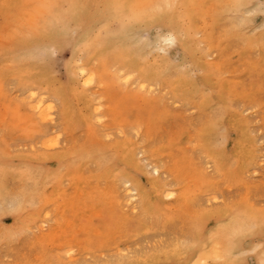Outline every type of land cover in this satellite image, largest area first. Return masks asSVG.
I'll list each match as a JSON object with an SVG mask.
<instances>
[{"label":"rangeland","instance_id":"374dc122","mask_svg":"<svg viewBox=\"0 0 264 264\" xmlns=\"http://www.w3.org/2000/svg\"><path fill=\"white\" fill-rule=\"evenodd\" d=\"M111 1L55 0L48 11L45 0H0V264H264L261 0H135L141 19L129 31L117 5L133 0ZM22 10L39 15V39ZM173 28L180 38L165 54L142 46L141 33L155 45ZM132 56L139 67L120 71ZM26 85L49 100L52 124L30 111ZM89 104L99 119L87 120ZM152 181L172 195L158 196ZM227 197L247 219L216 218ZM232 221L249 231L217 226Z\"/></svg>","mask_w":264,"mask_h":264},{"label":"bare ground","instance_id":"6f19581e","mask_svg":"<svg viewBox=\"0 0 264 264\" xmlns=\"http://www.w3.org/2000/svg\"><path fill=\"white\" fill-rule=\"evenodd\" d=\"M62 1V0H61ZM108 2L110 3V4H112V1L111 0H108ZM165 2V1H164ZM108 3V4H109ZM162 3V2H161ZM98 4H99V2H98ZM72 7V6H71ZM40 12H42V10L40 11ZM73 14V13H72ZM154 14H157V13H154ZM158 15V14H157ZM28 23H29V25L32 27V29L34 30V28H35V36L37 37V39H39L41 36H42V34H43V32H42V29H43V26H41L40 25V23H39V15H36V14H32V13H30L29 14V17H28ZM43 21H44V19H43ZM189 25V24H188ZM45 30V29H44ZM172 35L173 36V38L176 40V42L179 40V38H180V34H179V32H178V30L177 29H175V28H173V30H171V31H168L167 33H165V34H162L161 35V41L163 40V38L165 37V36H167V35ZM27 39V38H26ZM30 40V39H29ZM32 42V41H31ZM10 44V43H9ZM17 47V46H16ZM20 47V46H19ZM139 59L137 58V56L135 57V56H132V58H130V57H128V58H126V59H122V62H123V65H122V67L121 68H119V70L121 71V70H125V68H128V67H133V68H135V67H139V61H138ZM23 66V65H22ZM25 67V66H24ZM21 68V67H20ZM17 69H19V68H17ZM141 69H143V68H141ZM78 70H79V73L81 74V75H84V76H87V79L85 80V83H90V82H92V80L94 79V74L92 73V72H89V69L87 68V66H86V64L85 63H82L81 65H79L78 66ZM143 71H145L144 69H143ZM146 72V71H145ZM32 73V72H31ZM30 73V75H32ZM19 76H21V75H19ZM22 76H24V77H26V76H28V77H30L27 73H22ZM23 77V78H24ZM24 80H28L27 78L26 79H24ZM22 81V80H21ZM33 81H35V80H33ZM38 81H40V80H38ZM74 81V80H73ZM32 82V81H31ZM30 82V83H31ZM23 83V82H22ZM26 83H28V82H26ZM33 83V82H32ZM71 83V82H70ZM76 83V82H75ZM25 84V83H24ZM29 84V83H28ZM32 85V84H31ZM77 85V84H76ZM27 86V85H26ZM29 87H31L30 86V84L28 85ZM27 86V87H28ZM41 86V85H40ZM49 86V85H48ZM28 87V88H29ZM33 87H35V86H33ZM70 87V86H69ZM73 87V86H72ZM72 87H70V88H72ZM28 88H26L25 90H27ZM38 88V87H37ZM30 89V88H29ZM42 89V88H41ZM44 89V88H43ZM30 91H31V94H30V97L31 98H33V99H36V101H35V103H33V104H30V106H29V108L31 109L30 111H33V112H35L37 115H38V117L42 120V121H50V123H51V118L50 117H48V112H47V108H45V104H46V101H49V100H47L46 98H45V96H40V95H38L37 94V92H36V88H34V89H30ZM76 94V93H75ZM51 95V94H50ZM53 96H54V94H53ZM55 96H56V94H55ZM77 98V97H76ZM20 100V99H19ZM53 100V99H52ZM57 102V101H56ZM62 107V106H61ZM64 108V107H63ZM28 109V108H27ZM2 111H4V109L2 110ZM64 111V110H63ZM100 111H101V107L100 106H98V105H92V104H89L88 105V114H87V120H92V119H99L100 118ZM14 115H16V113H15V111H14ZM14 119L16 120V121H18L19 119L16 117V116H14ZM18 119V120H17ZM39 119V120H40ZM40 120V121H41ZM12 121H13V118H12ZM55 121H56V119H55ZM57 122V121H56ZM56 122H54V123H56ZM52 123H53V121H52ZM51 123V124H52ZM13 124H15V122L13 123ZM28 124V123H27ZM56 125V124H55ZM58 125V124H57ZM56 125V126H57ZM54 126V124L52 125V127ZM55 126V127H56ZM51 127V128H52ZM43 128V127H42ZM54 128V127H53ZM44 130H46V129H44ZM44 130H43V132H41V133H45L44 132ZM52 130H50V132H51ZM92 134H93V132H92ZM27 135V134H26ZM39 139V138H38ZM41 139H42V137H41ZM35 143H36V141H35ZM45 144V143H44ZM55 145H56V143L55 142H53V143H50V146H52V147H55ZM40 147H43V146H40ZM51 147V148H52ZM126 147V146H125ZM31 148V147H30ZM32 151H35V150H32ZM126 151L128 152V153H131L132 155H133V157L135 158L136 157V155H137V153H136V147H135V144L134 143H129L128 144V146L126 147ZM38 152H40V149H39V151ZM37 152V153H38ZM142 152H143V149H142ZM31 153V152H30ZM50 153H53V152H50ZM4 153H2V155H3ZM39 154V153H38ZM41 154V153H40ZM45 154V153H44ZM48 154V153H47ZM5 155V154H4ZM8 155V154H7ZM6 155V156H7ZM25 155H26V153H25ZM28 155V154H27ZM44 158H45V156H44ZM46 158H47V156H46ZM39 159V158H38ZM155 162V161H154ZM212 162V161H211ZM151 165V164H150ZM152 165H154L153 163H152ZM26 167V166H25ZM150 167V166H149ZM160 167V166H159ZM159 167L158 166H156L155 168H153V172H155L157 175H159L161 172H160V169H159ZM175 169V168H174ZM3 170V169H2ZM32 170V169H31ZM30 171V170H29ZM29 171H27V172H29ZM175 171V170H174ZM203 172H205V170H203ZM162 175H164L163 173H161ZM25 176L27 175V173L26 174H24ZM32 175V174H31ZM148 175H150V174H148ZM212 175V174H211ZM27 177V176H26ZM31 178H32V176H30ZM120 177V176H119ZM163 177V176H162ZM168 178V177H167ZM128 180V179H127ZM171 183V182H170ZM123 186H125L124 187V190H125V188L127 189V187L126 186H128V185H130V181H124L123 182ZM136 185V184H135ZM135 185H134V187H135ZM169 185V184H168ZM171 185V184H170ZM122 186V187H123ZM243 186V185H242ZM133 187V186H132ZM133 187V188H134ZM152 187H153V189H154V191H155V193L158 195V196H160V197H170L172 194L170 193V192H168V191H164V190H162L161 189V187L157 184V182H153L152 181ZM151 187V188H152ZM173 187V186H172ZM243 187H245V186H243ZM115 189L114 190H116L117 188L116 187H114ZM134 190V189H133ZM182 190V189H181ZM126 191V190H125ZM127 191H128V189H127ZM126 191V192H127ZM112 192V191H111ZM179 192V191H178ZM246 192V191H245ZM108 193V192H107ZM131 193H134V192H131ZM249 193V192H248ZM130 194V193H129ZM37 195L39 196V193L37 192ZM36 195V196H37ZM108 195H109V193H108ZM135 195V194H134ZM133 195V196H134ZM212 196H214L213 198H215V194L213 195H211V198H212ZM246 196V195H245ZM34 197V196H33ZM118 197V196H117ZM132 196H129L128 198L130 199ZM210 197V196H209ZM217 198H218V196H216ZM35 198V197H34ZM249 198V197H248ZM129 199H127V200H129ZM219 199V198H218ZM227 199H228V197H227ZM246 199V198H245ZM16 200V199H15ZM14 200V201H15ZM112 200H114L113 199V197H112ZM132 200V199H131ZM205 200H206V197H205ZM208 200L210 201H212V199H209L208 198ZM177 201H178V199H177ZM177 201H173V202H171V203H173V204H175ZM210 201V202H211ZM231 201H235V200H231ZM230 201V199H228V200H226V201H224V202H222V203H220V204H218V202H216L217 204H216V210H215V212H216V218H221V217H223V216H233V214L234 215H238V216H240V217H242V218H244L245 217V215H246V218L245 219H247L248 218V213H246L247 211H242V210H235L234 209V207H233V204H232V202ZM242 201V200H241ZM248 201L250 202V199H248ZM125 202V201H124ZM128 202V201H127ZM126 202V203H127ZM141 202V201H140ZM140 202H138L137 204H139ZM175 202V203H174ZM125 203V204H126ZM142 203V202H141ZM178 204H179V202H177ZM215 203V202H214ZM137 204H136V207H137ZM249 204H251V203H249ZM133 205H135V204H133ZM132 205V208L134 207ZM170 205V204H169ZM180 205H181V201H180ZM179 205V206H180ZM214 205V204H213ZM17 206V205H16ZM73 207H74V205H72ZM125 206H127V204L125 205ZM174 206V205H173ZM178 206V207H179ZM198 206V205H197ZM202 206V205H201ZM210 206H211V204H210ZM215 206V205H214ZM256 206V205H255ZM18 207V206H17ZM136 207H134L135 209H136ZM203 207V206H202ZM78 208V207H77ZM77 208H76V210H77ZM132 208H130V209H132ZM173 208V207H172ZM176 208V207H175ZM13 209H14V207H13ZM174 209V208H173ZM197 209L198 210H200L201 209V207L200 208H198L197 207ZM205 209H208V208H204V210ZM132 211V210H131ZM75 214H77V213H79V212H74ZM242 215V216H241ZM238 216H235L234 217V219H239V217ZM178 217V216H177ZM230 217V218H231ZM233 218H231V220H232ZM228 221H229V219H228ZM69 222H70V220H69ZM74 222H75V220H74ZM233 222V221H232ZM247 222V221H246ZM73 223V222H72ZM71 222L70 223H68V226H70L71 224H72ZM224 223V222H223ZM222 223V224H223ZM239 223V222H238ZM219 224V223H218ZM217 224V226H219V227H221V225H218ZM227 224V223H226ZM247 224H248V222H247ZM253 224V223H252ZM255 224V223H254ZM41 225H42V223H41ZM41 225H40V227H41ZM73 225H74V223H73ZM240 226L242 225V224H239ZM192 226V225H191ZM217 226H215V229H216V227ZM250 226V225H249ZM254 226V225H253ZM54 227H55V225H54ZM188 227V226H187ZM187 227H186V229H187ZM189 227H190V225H189ZM238 227V226H237ZM192 227H190V230H192L191 229ZM238 228H244L243 226L242 227H238ZM251 228V227H250ZM46 229V228H45ZM62 229V227H60V229L59 230H57V232L56 233H54L55 231L53 230V232H52V234H54V236L53 237H60V235H61V233H64V230H61ZM230 230H232V229H230ZM229 230V231H230ZM216 231H218L220 234H223L224 233V231H219V230H216ZM226 231V230H225ZM228 230H227V232H229ZM234 231V229L232 230V232ZM221 232H223V233H221ZM231 232V233H232ZM188 233V232H187ZM209 233H211L212 234V232H209ZM214 233V232H213ZM217 233V232H216ZM226 233V232H225ZM231 233H229L230 235H233V234H231ZM189 234V233H188ZM220 234H218L217 233V235H220ZM213 235V234H212ZM224 235H228V234H224ZM222 236L221 238L219 237V236H216V235H214L217 239H218V237L220 238V241H221V243L223 242V243H225L224 241L225 240H223L222 238H224V237H226V236ZM229 235V236H230ZM40 236V237H39ZM38 237H39V239L40 238H43V236L42 235H39ZM209 236V235H208ZM213 236V238L212 237H210V239H212L213 241H215V240H217V239H215V237ZM221 236V235H220ZM234 236V235H233ZM48 237V236H47ZM187 237V236H186ZM186 237H185V239H183V238H181L182 239V241L183 240H190V239H186ZM49 239L51 238V237H48ZM191 238V237H190ZM209 238V237H208ZM228 238V237H227ZM226 238V239H227ZM180 239V238H179ZM181 239H180V244H181ZM193 239V238H192ZM36 240H38V238H36ZM42 240H44V238L42 239ZM207 240V239H206ZM84 241V240H83ZM178 241V240H177ZM194 241V240H193ZM192 241V242H193ZM211 241V240H210ZM220 241H219V243H220ZM39 242H42L41 240L39 241ZM184 242V241H183ZM182 242V243H183ZM186 242V241H185ZM53 243V242H52ZM187 243V242H186ZM193 243H195V241L193 242ZM175 244V246H176V243H174ZM190 244H191V240H190ZM189 244V245H190ZM212 244V243H211ZM231 244V243H230ZM60 245V244H59ZM78 245H80V244H78ZM188 245V246H189ZM216 244H214V249H212L213 251L212 252H214V251H216L215 250V248L217 247V245L215 246ZM225 245V244H224ZM228 245V244H227ZM226 245V246H227ZM172 246H174V245H172ZM175 246L174 247H172V249H174L175 248ZM180 246V245H179ZM178 246V247H179ZM183 246V245H182ZM181 246V247H182ZM187 246V247H188ZM212 245H210V247H211ZM221 246H223V244L221 245ZM54 247V246H53ZM121 247V246H120ZM177 247V246H176ZM177 247V248H178ZM184 247V246H183ZM209 247V248H210ZM218 247H220V246H218ZM225 247V246H224ZM229 247V246H228ZM231 247V246H230ZM229 247V250L228 249H226L227 251H228V253H230V248ZM72 248H74V247H72ZM180 248V247H179ZM178 248V249H179ZM206 248V247H205ZM208 248V249H209ZM225 248H227V247H225ZM69 249H71L70 247H69ZM75 249V248H74ZM166 249V248H165ZM211 249H209V250H211ZM217 249V248H216ZM67 250V249H66ZM71 250H73V249H71ZM120 250V249H119ZM126 250H129V249H126ZM163 250H164V248H163ZM181 250V249H180ZM207 250V249H206ZM217 250H219V249H217ZM58 251V250H57ZM76 251V250H75ZM146 251V250H145ZM159 251V250H158ZM166 251V250H165ZM169 251H170V249H169ZM221 251V250H220ZM220 251H217L215 254L219 257V256H221V255H223L224 253V256L222 257L221 256V258H223L224 260H226V258H229V257H225V255H226V253H227V251H225L223 254H219V252ZM224 251V248L222 249V252ZM67 252H69V250L67 251ZM124 252V251H123ZM171 252V251H170ZM206 251H204V252H201V253H205ZM243 252V251H242ZM61 253V252H60ZM62 253H64V252H62ZM127 253V252H126ZM126 253H125V255H126ZM132 252H129L128 251V254H131ZM227 253V254H228ZM65 254H67V253H64V255ZM127 254V255H128ZM142 254V253H141ZM215 254H211V256H208V258H210V257H213ZM119 255H120V253H119ZM119 255H118V257H119ZM126 255V256H127ZM131 255H133V254H131ZM158 255V254H157ZM166 255V254H165ZM205 255V254H204ZM206 255H208V252H207V254ZM209 255H210V253H209ZM215 255V256H216ZM66 256H68V254L67 255H65V257ZM71 256V255H70ZM69 256V257H70ZM130 256V255H129ZM148 256V255H147ZM201 256V255H200ZM236 256V255H235ZM39 257H44V255L43 256H39ZM77 257V256H76ZM135 257V256H134ZM149 257V256H148ZM150 257H152V256H150ZM155 257H157L156 255H155ZM198 257V256H197ZM196 257V260L199 258H197ZM206 257V256H205ZM205 257H203V261L202 260H200V259H198V260H200V263H202V264H204L203 262L204 261H206V259L207 258H205ZM218 257L217 258H213L214 260L216 259V260H218ZM225 257V258H224ZM68 258V257H67ZM124 257H122V259H123ZM126 258V257H125ZM124 258V259H125ZM137 258V257H136ZM147 258V257H146ZM220 258V257H219ZM220 258V259H221ZM233 258V257H232ZM69 259V258H68ZM67 259V260H68ZM139 259V258H138ZM148 259V258H147ZM219 259V260H220ZM223 259H222V261H223ZM78 260V259H77ZM130 259H128V261H129ZM133 260H135V259H133ZM137 260V259H136ZM194 261L193 263L194 264H198V260L197 261ZM218 260V261H219ZM231 260V259H230ZM69 261V260H68ZM74 261V260H73ZM208 261V260H207ZM77 262V261H76ZM213 262H215V261H213ZM217 264H218V262H216ZM219 263H221V262H219ZM223 263V262H222ZM224 263H226V262H224ZM228 263H230V261L228 262ZM42 264V263H41Z\"/></svg>","mask_w":264,"mask_h":264},{"label":"snow or ice","instance_id":"6c2138e0","mask_svg":"<svg viewBox=\"0 0 264 264\" xmlns=\"http://www.w3.org/2000/svg\"><path fill=\"white\" fill-rule=\"evenodd\" d=\"M50 3H48V0H45V3H43L42 7H48ZM174 5L172 3H166V4H156L153 6L152 11L157 14H162L165 10H170ZM117 7H123L126 9L127 15L124 16L120 20L119 28L121 31H129L134 28L135 24L141 19V15L138 13L137 9L139 7L138 3L133 0V2L128 3L126 5H117ZM243 7V5H241ZM260 8L262 11H264V0H261ZM143 39L141 40V44L144 47L152 48L155 47L157 51H159L162 54L166 53V50L168 47L174 45L176 43V40L173 38L172 35H167L163 38L161 43H156L155 45L153 42L144 34H140ZM222 229L229 230L234 229L233 235H243L245 232L249 231L247 227L244 228H238L235 225V222L229 225H222Z\"/></svg>","mask_w":264,"mask_h":264},{"label":"clouds","instance_id":"9594fccd","mask_svg":"<svg viewBox=\"0 0 264 264\" xmlns=\"http://www.w3.org/2000/svg\"><path fill=\"white\" fill-rule=\"evenodd\" d=\"M57 8H58V5L55 3V0H52V2L49 4V6L46 7V9L48 11H55ZM28 14H29L28 13V10H22L21 18H20L21 25H23L24 23H26Z\"/></svg>","mask_w":264,"mask_h":264}]
</instances>
